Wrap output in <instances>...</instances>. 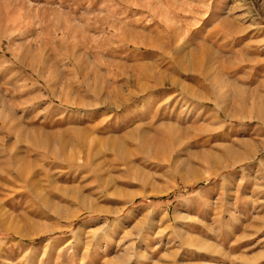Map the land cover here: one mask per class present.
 Here are the masks:
<instances>
[{
    "label": "rangeland",
    "instance_id": "1",
    "mask_svg": "<svg viewBox=\"0 0 264 264\" xmlns=\"http://www.w3.org/2000/svg\"><path fill=\"white\" fill-rule=\"evenodd\" d=\"M0 264H264V0H0Z\"/></svg>",
    "mask_w": 264,
    "mask_h": 264
},
{
    "label": "bare ground",
    "instance_id": "2",
    "mask_svg": "<svg viewBox=\"0 0 264 264\" xmlns=\"http://www.w3.org/2000/svg\"><path fill=\"white\" fill-rule=\"evenodd\" d=\"M241 161H242V160H241ZM232 166H234V165H231L230 167H232ZM219 171H221V170H218V172H219Z\"/></svg>",
    "mask_w": 264,
    "mask_h": 264
}]
</instances>
